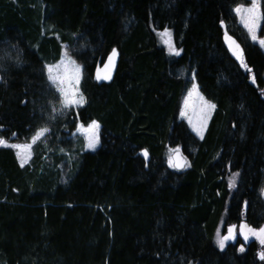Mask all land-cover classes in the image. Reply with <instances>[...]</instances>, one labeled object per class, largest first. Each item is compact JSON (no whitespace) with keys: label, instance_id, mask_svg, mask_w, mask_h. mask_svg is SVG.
<instances>
[{"label":"trees","instance_id":"obj_1","mask_svg":"<svg viewBox=\"0 0 264 264\" xmlns=\"http://www.w3.org/2000/svg\"><path fill=\"white\" fill-rule=\"evenodd\" d=\"M243 1L0 0V137L48 130L25 167L0 148V264H264L254 238L217 243L231 226H264V55L236 23ZM166 29L180 56L159 45ZM62 45L82 65L85 103L55 114L45 65ZM192 72L215 105L201 140L178 120ZM92 121L93 153L71 139ZM176 149L180 172L167 166Z\"/></svg>","mask_w":264,"mask_h":264},{"label":"rangeland","instance_id":"obj_2","mask_svg":"<svg viewBox=\"0 0 264 264\" xmlns=\"http://www.w3.org/2000/svg\"><path fill=\"white\" fill-rule=\"evenodd\" d=\"M260 3H261V9H260L261 17H260V19H258L256 21L255 34L258 37V39H264V33L262 35H260L261 25H262V21H263V5H262L263 4V0H260ZM250 6H251V0H244L243 2L238 4L236 7H234V9L237 8V7H245L246 8V7H250ZM234 9H233V12H234V15L236 17L237 25L246 33L248 40L253 45H256L260 49V51L263 53V55H264V47H261L258 42H254L252 40L248 29L244 26V23H242L241 16L237 15V13L234 11ZM156 37H157L159 45L164 48V50L166 51V53H167V55L169 57H171V58L172 57L173 58L177 57L175 55H172L171 52H170L169 45H171L175 49H177V48L175 47V45L173 43L172 34H171V31L169 29H166L163 32H156ZM229 38H231V37L225 34V37H224L225 47L228 50V52L231 55V57L235 61L240 63L241 60H238L236 58V56L233 55V50H234L235 46L233 45V46L230 47ZM231 40L235 41L233 38H231ZM236 44H237V42H236ZM240 49H241V47H240ZM70 51H71V49L68 48L67 45H62V50H61V55H60L59 61L54 63V64L45 65V74H46V79H47L48 86H49V88L51 90H53L55 92V94L57 95V98H58V101L55 103L54 111H53L55 114L63 113L65 111L69 110V109L81 108V107L84 106V103H85V100H84V97H83L84 102L81 105H73L71 107H64L60 92L57 91L56 86L54 84H52L49 81V79H48L47 66H53V68H54V73L53 74H55L56 71H59L61 73V75H67L69 78H71L74 75L73 66L65 65L67 67V73H65V68L64 67H60L59 69H56V67H55L57 65H60L61 61H66L68 59H71L72 61L75 62V65L79 66V68H80V80H79L78 84H76L73 81L72 83H67L66 82L64 86H65L66 90H68L69 88H73L77 92V96L82 95L81 91H80V83H81V79H82V65L80 63H78L74 59V57L71 55ZM65 53H67V57L65 56ZM111 54H112V52H111ZM111 54L109 55L106 63L104 64V66L99 68V69H97L95 80L97 82H99V83L100 82H109L111 80V78H112V75H113V72H114V69H115V65H116V61H117V55L113 58V62L111 64V66H110L109 58L111 57ZM109 67H110V77L111 78L108 79V80H104V79L98 80L97 79V75L98 74L100 76L105 75L106 72L108 71ZM187 77L190 80L189 87L185 91V93L183 94V97L181 99L178 120L179 121H183L186 124V126L188 127V129L190 130V132L197 139L201 140L202 139L201 136L198 135L196 131H194V127L199 128L201 126L202 122L206 121V123H204V127H203V136H204V133L206 131V128L208 126V123L210 121V118H211L215 108L209 109L207 107V105L213 104V103L207 101L201 95V93L199 91V88H198V85H197L196 80H195L194 73L192 72ZM262 77L264 79V73H263ZM193 85H196V91L195 92H192ZM190 92H192L191 96H189ZM201 97L203 99H201ZM263 97H264V94H263ZM189 121H191V123ZM93 122H96V121H92V122H90L87 125H82V124L78 123L77 126H76L75 131L73 132V134L71 136V139L73 140V142H75L77 139H81L83 141L82 151L91 152V153L95 152L100 147V143H101V141H100L101 126H100V124L98 122H96L99 125V129L97 130V134L99 136V144L96 147L95 151H93V150H91V149H89L87 147L88 137L90 135L89 129H90V127H91ZM42 130L37 131L36 134L30 140H28L27 142H18V141L14 142V141L6 140L9 144H12V145L28 146L27 148H21V149L8 147V148H11L14 151L20 166H21V163L23 162V166H21V167H25V166H27L30 163V161H31V159L33 157V147L37 144V142H39L46 135L47 132L43 136H40L38 139L34 140V137H36L37 133L41 132ZM0 148H5V147H0ZM166 158H167V166L171 170L176 171V172H180V171H182V170H184L186 168V163L183 160V158L181 157V155L179 154V152H176L175 150L169 151L167 153ZM176 165H179V167H177ZM61 168H62L63 174L65 175L66 172H67L66 165L61 166ZM231 183L232 184L235 183V178L231 180ZM262 190H264V182H263L261 188L259 189V195L264 200V194H262ZM234 235H235V239L238 236H240L241 235L240 234V229H238V230L235 229ZM241 237H243V236L241 235ZM251 238L256 239L254 236L249 234V237H248L247 240H245L244 237H243V241L244 242L248 241ZM218 239H219V237L217 238V243H218ZM235 239L226 241L225 244H227L228 242H233ZM257 241H258V245H259V254H258L259 257H258V259L261 260V261H264V260L260 259V254L264 253V245H262L259 240H257Z\"/></svg>","mask_w":264,"mask_h":264},{"label":"snow or ice","instance_id":"obj_3","mask_svg":"<svg viewBox=\"0 0 264 264\" xmlns=\"http://www.w3.org/2000/svg\"><path fill=\"white\" fill-rule=\"evenodd\" d=\"M260 9H261L260 0H251L250 7H246V8L237 7L234 9V11L237 13V15L241 16L242 23H244V26L248 29L252 40L254 42H258L261 47H264V39H258V37L255 34L256 21L260 19L261 17ZM229 40H230V47L233 45L235 46L233 50V55H235L238 60H241V63L243 65V51L240 49L239 45L236 44L235 41H232L231 38H229ZM169 48H170V52L172 55L180 56L181 50H177L173 48L171 45H169ZM116 55H117L116 50L113 49L111 57L109 58L110 66L113 62V58ZM65 56L67 57V53H65ZM17 63L19 64V61ZM65 65L73 66L74 75L71 78H69L67 75H61L59 71H56L55 74H53L54 73L53 66H47L48 79L52 84L56 86L57 91L60 92L64 107H71L73 105H81L84 102L83 96L82 95L77 96V92L73 88H69L68 90H66L64 86L66 82L72 83L74 81L76 84L79 83L80 68L79 66H76L75 62L72 61L71 59H68L66 61H61V64L55 67L56 69H59L60 67H64L65 73H67V67ZM243 66L246 67V65H243ZM110 78H111L110 77V67L105 75L103 76H100L99 74L97 75L98 80L100 79L108 80ZM195 91H196V85H193L192 92H195ZM192 92L189 93V96L192 95ZM201 99L203 98L201 97ZM207 107L209 109H212V108H215V105L209 104L207 105ZM189 122L191 123V121ZM204 123H206V121L202 122L199 128L194 127V131H196L197 134L201 136V138H203ZM98 129H99V125L96 122H93L89 129L90 135L88 137L87 147L93 151H95L96 147L99 144V136L97 134ZM47 131H48L47 129H43L41 132L37 133L36 137H34V140L38 139L40 136H43ZM0 147H5V148L11 147V148L21 149V148H27L28 146L12 145V144H9L5 139L0 137ZM175 151L179 152V149H176ZM144 155L145 157H147L148 154L146 151L144 152ZM21 166H23V162L21 163ZM176 166L179 167V165H176ZM235 175L238 176L239 173H236ZM262 194H264V190H262ZM244 208L245 209L247 208V202H245ZM235 228L236 226L229 227L226 235L220 236L219 233L217 234L219 237L218 245L221 249L224 248L226 241L235 239V235H234ZM240 232L245 240H247L249 237V234H251L257 240H259L262 245H264V227L255 229V228L250 227L248 224L243 223L240 225ZM240 251L243 252L244 248L241 247ZM260 259L264 260V253L260 254Z\"/></svg>","mask_w":264,"mask_h":264},{"label":"flooded vegetation","instance_id":"obj_4","mask_svg":"<svg viewBox=\"0 0 264 264\" xmlns=\"http://www.w3.org/2000/svg\"><path fill=\"white\" fill-rule=\"evenodd\" d=\"M240 234H241V232H240Z\"/></svg>","mask_w":264,"mask_h":264}]
</instances>
